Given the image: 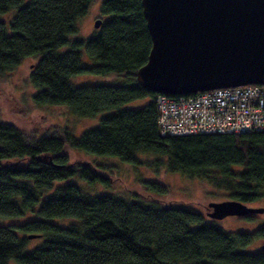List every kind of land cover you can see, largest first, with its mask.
Segmentation results:
<instances>
[{"label": "trees", "instance_id": "obj_1", "mask_svg": "<svg viewBox=\"0 0 264 264\" xmlns=\"http://www.w3.org/2000/svg\"><path fill=\"white\" fill-rule=\"evenodd\" d=\"M93 1L31 0L24 5V0H0V14L16 9L8 24L0 21V77L24 58L38 57L29 77L37 105L66 106L87 119L115 110L79 138L68 128L28 137L15 125L0 122V220L27 212L38 216L23 225L0 224V264H264V251L243 250L257 238L264 240V225L252 233H230L205 222L191 205L148 200L139 193L129 199L91 196L70 181L108 185L87 162H69L66 149L129 164H140L139 155L153 153L167 156L168 172L203 180L225 192L227 200L246 204L264 192V131L160 134L157 94L136 80L152 46L141 0H103L100 13L109 18L98 32L86 40L69 39ZM64 45L70 48L59 53ZM81 48L95 61L92 65L83 63ZM84 74L118 75L122 82L75 87L72 77ZM144 98L150 101L141 109H119ZM66 180L70 183L54 185ZM147 184L167 191L160 182ZM52 188V196L36 211ZM55 218L74 221L62 227L50 223ZM16 229L27 235L19 237ZM29 235L44 241L25 252Z\"/></svg>", "mask_w": 264, "mask_h": 264}, {"label": "rangeland", "instance_id": "obj_2", "mask_svg": "<svg viewBox=\"0 0 264 264\" xmlns=\"http://www.w3.org/2000/svg\"><path fill=\"white\" fill-rule=\"evenodd\" d=\"M31 0H24L25 5ZM103 0H94L88 12L78 19L76 26L77 32L70 35L69 39L86 40L98 32L95 27L96 20L104 22L109 16L101 15V6ZM16 14V9H11L6 13L0 14V21L9 23ZM70 46L64 45L58 52L64 53ZM82 61L86 65H92L95 61L88 56L85 48H81ZM38 62V57L24 58L23 62L6 74L0 77V122L15 125L28 137H39L45 134H52L59 129L68 128L71 133L79 138L88 129L97 127L100 118L113 113L115 110L104 111L92 118H81L73 115L69 108L62 105H37L33 100L36 93L35 88L30 83L29 77L33 66ZM72 84L76 86H84L91 84H119L122 78L118 75L96 76L90 74L77 75L72 77ZM149 98L138 99L120 106V110L141 109L149 103ZM65 154L69 156L71 163L87 162L96 172L106 177L108 185L96 183L89 185L85 181L78 179H70L80 185V188L91 196L97 195H114L120 198H131L134 193L141 194L148 200H158L163 203L187 204L191 205L197 212L202 214L205 222H212L220 229L230 233H252L260 226L264 225V213L254 214L251 218L227 216L223 219H211L207 215L206 206L211 202H221L227 200L225 192L215 189L203 180L185 178L180 173H172L166 170L167 156L160 154H142L137 159L140 164L124 163L116 157L97 156L84 151L75 149H66ZM166 156V157H165ZM164 157V158H163ZM25 165L26 162L15 161V164ZM66 181L55 182L54 185L63 184ZM162 183L167 186V191L160 193L149 189L147 183ZM54 189H50L42 195L39 203L35 207L37 211L40 203L47 197L52 196ZM249 208L264 209V192L262 197L246 203ZM38 219L36 212H27L23 216L0 220V224L23 225L28 221ZM74 220L70 218H55L50 223H55L62 227H68ZM16 233L19 237L26 236L18 229ZM44 241L41 236L30 238L24 248L25 252L33 251L39 247ZM264 240L257 238L246 248L247 252H258ZM8 264H18L14 260H10Z\"/></svg>", "mask_w": 264, "mask_h": 264}, {"label": "water", "instance_id": "obj_3", "mask_svg": "<svg viewBox=\"0 0 264 264\" xmlns=\"http://www.w3.org/2000/svg\"><path fill=\"white\" fill-rule=\"evenodd\" d=\"M141 4L152 40L147 62L136 72L143 89L178 97L264 86V0H141ZM94 24L99 28L102 21ZM205 209L211 219L264 213L263 208L230 199L211 202Z\"/></svg>", "mask_w": 264, "mask_h": 264}, {"label": "built area", "instance_id": "obj_4", "mask_svg": "<svg viewBox=\"0 0 264 264\" xmlns=\"http://www.w3.org/2000/svg\"><path fill=\"white\" fill-rule=\"evenodd\" d=\"M163 136L264 131V86L222 88L191 97L157 94Z\"/></svg>", "mask_w": 264, "mask_h": 264}, {"label": "bare ground", "instance_id": "obj_5", "mask_svg": "<svg viewBox=\"0 0 264 264\" xmlns=\"http://www.w3.org/2000/svg\"><path fill=\"white\" fill-rule=\"evenodd\" d=\"M158 110V109H157ZM158 114H159V111H158Z\"/></svg>", "mask_w": 264, "mask_h": 264}]
</instances>
